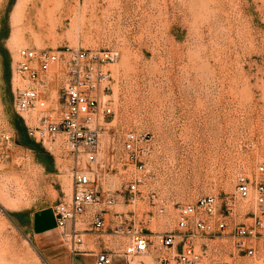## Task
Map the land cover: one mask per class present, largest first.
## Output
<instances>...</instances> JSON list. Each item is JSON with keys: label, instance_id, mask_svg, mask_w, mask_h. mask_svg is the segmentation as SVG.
<instances>
[{"label": "rangeland", "instance_id": "obj_1", "mask_svg": "<svg viewBox=\"0 0 264 264\" xmlns=\"http://www.w3.org/2000/svg\"><path fill=\"white\" fill-rule=\"evenodd\" d=\"M24 47L118 53L98 88L94 160L73 150L63 133L29 135L41 117L59 120L66 61L51 62L35 84L17 70ZM28 87L37 89V99L20 112L16 95ZM128 131L151 135L143 156L150 172L133 201L125 196L126 182L141 172L123 149ZM0 153L9 154L0 160V264H49L32 242L30 216L69 201L74 168L89 172L103 197L115 198L93 211L110 212L123 225L131 219L152 240L135 255L130 237L121 234L128 256L117 264H160V256L176 253L164 250L157 236L176 228L180 205L206 195L216 198L217 210L200 217L213 228L196 230L194 217L188 224L200 255L196 264H260L264 213L253 187L239 198L235 185L239 175L264 179L258 171L264 163V0H0ZM236 225L253 230L246 242L254 254L236 249Z\"/></svg>", "mask_w": 264, "mask_h": 264}, {"label": "built area", "instance_id": "obj_2", "mask_svg": "<svg viewBox=\"0 0 264 264\" xmlns=\"http://www.w3.org/2000/svg\"><path fill=\"white\" fill-rule=\"evenodd\" d=\"M66 61V80L59 90L60 117L56 122L47 117H41L38 123L29 130V135L39 139L55 133H63L73 150L84 152L88 160L92 161L96 156L98 143V127L95 125L96 115L100 104L98 88L101 83L108 80V70L105 66L118 58V53L112 49H65L53 51L47 49L21 48L18 51L17 70L28 74V77L36 84L40 82L39 74L45 72L51 62L58 58ZM39 63L38 69L32 67V63ZM107 85L103 86L106 89ZM37 99V89L28 87L20 90L16 95V109L20 112L26 111L33 106ZM104 114H110L111 109H102ZM8 139V137H5ZM149 133H136L128 131L125 133L123 149L128 155L131 165L140 171V177L130 179L126 182L125 196L133 201L139 192V183L149 175V169L143 161L147 152V143L150 141ZM7 153H0V160L6 158ZM258 171L264 173V163L258 166ZM252 187L256 193V201L259 213H264V179L250 180L245 175H239L236 179L235 195L239 198H248ZM152 198L154 195L151 196ZM115 202L113 194L108 193L103 197L94 185V180L88 173L74 168L71 173V195L69 201H58L53 206L55 222L58 228L63 229L67 221H71V229L68 236L69 247L74 253H84L81 249L82 238L76 221L88 207H96L101 203L111 206ZM224 209L230 213L232 203L230 198L224 199ZM217 200L212 195L199 197L194 204L180 205L178 207V219L176 228L172 231L159 234L158 244L167 252L176 251L172 256H160V264H196L200 255L195 252L191 245L192 233L188 228L189 220L194 217V228L200 231H210L213 224L209 220L200 217V214L213 216L217 210ZM103 210L94 211L89 226L91 229L99 230L104 227ZM162 211V209H160ZM121 215L116 213V218ZM255 224L262 223L255 215ZM227 227L226 219L217 223L219 230ZM253 230L245 225H236L231 232L235 247L248 255L255 252L254 247L246 242L252 237ZM114 233L128 235L132 243V252L135 255L145 253L153 245L150 236L129 223H116ZM179 247V249H178ZM178 249V250H177ZM95 264H117L121 257L117 253L100 251L94 254ZM260 264H264V255L260 258Z\"/></svg>", "mask_w": 264, "mask_h": 264}, {"label": "crops", "instance_id": "obj_3", "mask_svg": "<svg viewBox=\"0 0 264 264\" xmlns=\"http://www.w3.org/2000/svg\"><path fill=\"white\" fill-rule=\"evenodd\" d=\"M9 154L7 153L6 158ZM3 158L1 160H5ZM93 207V206H92ZM94 211L88 207L86 211L77 218L76 225L80 230L84 253L71 251L68 242V234L71 229V221H67L65 227H57L53 213V207H43L31 213L29 220V234L37 250L42 254L49 264H95L94 254L100 251L117 253L121 257L118 261L128 256L125 250L123 236L114 233L116 220L111 218V213H103L104 227L96 230L91 229L89 223ZM105 215L109 217L106 218ZM126 262V260L124 261Z\"/></svg>", "mask_w": 264, "mask_h": 264}, {"label": "bare ground", "instance_id": "obj_4", "mask_svg": "<svg viewBox=\"0 0 264 264\" xmlns=\"http://www.w3.org/2000/svg\"><path fill=\"white\" fill-rule=\"evenodd\" d=\"M83 172H85V173H88L89 175H90V173L89 172H87V171H83ZM94 179V178H93Z\"/></svg>", "mask_w": 264, "mask_h": 264}]
</instances>
